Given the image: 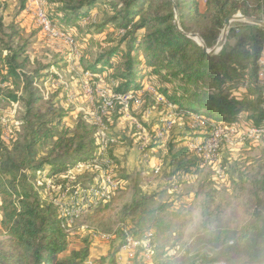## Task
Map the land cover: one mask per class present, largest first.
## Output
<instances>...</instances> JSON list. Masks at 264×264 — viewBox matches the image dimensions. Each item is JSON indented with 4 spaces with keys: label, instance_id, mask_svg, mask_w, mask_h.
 Instances as JSON below:
<instances>
[{
    "label": "trees",
    "instance_id": "obj_1",
    "mask_svg": "<svg viewBox=\"0 0 264 264\" xmlns=\"http://www.w3.org/2000/svg\"><path fill=\"white\" fill-rule=\"evenodd\" d=\"M173 1L180 30L174 26L171 0H53L58 5L56 13L46 16L74 44V32L82 31V24H85V35L91 34L90 28L96 34L104 33L106 27L115 30L114 45L83 71L92 77L110 71L114 94L142 90L144 76H150L153 83L149 85L173 107L172 111L186 120L195 117L199 122L195 127L186 125L175 137L174 142H182V147L171 157L170 164L174 165L171 176L194 174L201 164L212 167V181L216 183L215 167L202 164L201 158L189 147V141L210 136L215 125L228 130L240 126L246 131L264 130V72L258 63L264 50V28L251 24L231 28L219 53L211 56L186 35L196 34L210 50L216 45L226 18L240 12L245 18L264 21V0H204L202 6L200 0ZM26 6L27 0L23 5L25 10ZM100 11L106 19L94 26L92 16ZM0 33L6 38L5 42L0 39V84L19 81L23 95L9 94L8 99L24 105L20 120L22 140L15 142L10 137L8 141L14 142L10 149L0 141V195L3 197L0 264H83L90 256L91 241L84 239L68 249V237L61 228L56 209L41 203L31 181L36 180L37 172L46 168L57 174L91 158L100 142L94 127L82 119V114L69 130L62 124L67 110H58L50 100L43 102L35 86L37 80L24 72L27 58L21 57L29 46L28 40L14 26L5 27L1 20ZM11 46L22 47L14 50ZM141 99L140 105L147 109L156 104L148 93ZM149 100L151 104L147 105ZM112 114L108 115L107 125L121 115ZM155 129L149 135L147 147L161 149L163 139L155 138ZM40 151L44 154L38 159ZM189 153L195 155L194 159L177 162L178 156ZM219 168L225 169L223 165ZM251 185L255 189L247 191L250 204L244 222L231 226L220 213L205 208L203 230L187 245L184 226L172 229L163 215L165 205L155 199V194L133 193L131 200L116 214L117 221L123 225L119 229L135 237L151 232V255L155 264H264V174H257ZM242 191L246 190L242 188ZM110 201L100 204L95 214H87L85 218L103 221L105 218L100 214ZM119 246L111 247L99 258L98 264H115Z\"/></svg>",
    "mask_w": 264,
    "mask_h": 264
},
{
    "label": "rangeland",
    "instance_id": "obj_2",
    "mask_svg": "<svg viewBox=\"0 0 264 264\" xmlns=\"http://www.w3.org/2000/svg\"><path fill=\"white\" fill-rule=\"evenodd\" d=\"M35 1L37 13L46 18L50 30H44L39 22V16L27 10V6L26 10L24 9L25 0H0V20L5 27L14 26L23 38L28 40L29 46L25 47V53L21 57L27 58L24 72L27 77L37 80L35 86L39 89L43 102L50 100L58 110L61 108L67 110L62 124L72 130L74 121L80 114H82V119L90 124L91 113L99 106H103L101 95L105 97V100L111 98V88L114 82L110 78V71L99 77H92L83 69L92 64L105 49L114 45L112 40L117 38V32L106 27L104 33L96 34L92 32L93 28H90L91 34L85 35V24H82V31L74 32V44L73 40L60 33L46 16L51 15L52 17L58 5L56 6L53 0ZM203 2L204 0H200L201 6ZM234 16H242V14L238 12ZM92 19L94 22L92 25L97 26L102 24L106 17L103 11H100L92 16ZM56 23L59 24V22ZM243 24L245 23L242 21L230 23L224 44L228 39L230 29H240ZM0 39L4 42L6 40L2 33H0ZM70 46H75L76 50ZM21 47L11 46L14 50ZM75 51L78 52V56L75 55ZM261 61L264 64V60L261 59ZM262 67L264 69V65ZM144 74L146 75L147 72ZM144 80L145 86L153 83L150 76H144ZM44 84L49 90L47 99H44L42 94ZM154 85L160 87L158 81H154ZM9 94L23 95L19 81L10 80L0 84V115L7 119L8 140L12 137L15 142H18L22 140L21 136L24 134L23 127L20 126L24 105L21 102L17 103L16 112L12 115ZM148 104H151V100L147 102ZM172 110L173 108L170 109L162 104H155L149 109L142 107V104L139 106L131 104L127 112H123L120 106L116 105L109 110L110 113H114L112 115L121 114L116 119L117 121L114 120L111 125L107 126L110 132L109 138L115 140L112 148L108 146L107 151L115 164L114 178L118 180L119 186L112 193L108 208L100 214L105 218L103 221H89L85 216L74 224L72 231L68 234V249L75 243L81 244L84 239L91 241L90 256L83 264H98L99 258L105 256L111 247L122 245L124 236L119 228L123 225L117 221L116 214L131 200L133 193L147 196L155 194V199L165 205L166 212L163 215L172 229L177 230L180 226H184L183 234L186 245L191 243L203 230V210H209L215 214L220 213L223 220L231 226L247 219L250 204L247 191L255 189L251 183L254 182L256 175L264 174V133L250 135L248 131L240 129V125L234 130L221 128L214 157L218 161L213 162L211 166L213 165L216 171L220 169L219 165H223L225 169H220L224 172V177H217L216 183L212 181V167L201 164L195 169L194 174L171 176L174 170V165L170 164L171 157L176 155L182 147V142H174L175 137L185 130L186 125L198 126L195 119L189 117L186 120L185 117ZM168 119L172 120L173 126L168 137L163 140V147L151 149L146 145L144 150L150 154V158L144 163L138 151L144 144V135L149 138L152 130L160 127ZM16 123H18L17 126ZM3 144L4 147L10 149L14 142L6 141ZM43 154V151L38 152L36 158L39 159ZM93 157L94 155L91 158ZM194 157L195 155L191 153L183 154L178 156L177 162H186ZM157 162L161 163V166L159 173L155 175L152 169L158 165ZM44 171L48 172L49 169L46 168ZM91 178L90 173L78 174L75 176L74 184L80 188L87 187L91 183ZM31 182L35 190V181ZM242 188L246 191H242ZM259 194L262 195L263 191ZM38 197L42 204H47L43 192ZM2 199L0 195V201ZM96 211L97 209L91 211L90 215L95 214ZM89 231L93 234L108 235L111 238L106 243L98 244L90 239ZM135 264L143 263L137 261ZM153 264H155L154 261Z\"/></svg>",
    "mask_w": 264,
    "mask_h": 264
},
{
    "label": "built area",
    "instance_id": "obj_3",
    "mask_svg": "<svg viewBox=\"0 0 264 264\" xmlns=\"http://www.w3.org/2000/svg\"><path fill=\"white\" fill-rule=\"evenodd\" d=\"M27 10L40 16V14L37 13L36 1L27 0ZM45 30H50V25L47 21H45ZM70 47L76 50L75 46ZM75 55L78 56L77 51H75ZM261 59L264 60V50L258 60L259 65L262 67L264 64ZM262 70L264 72L263 67ZM45 84L42 94L44 99H47L49 90L45 88ZM144 93L150 94L156 104H162L170 109L173 108L163 97L155 92L151 85H147L142 90L135 93H112L111 98H108V100H105V97L101 95L103 106H99L98 109L90 115V125L94 127L100 142V146L98 151L94 154V157L89 160L79 161L69 169L57 174L50 173L49 171H39L36 173L34 188L39 195L43 192L47 204H50L56 209L61 228L67 234V237L76 222L81 221L83 217L90 214V212L95 210L100 204L111 200L112 193L117 190L119 186L118 180L114 178L115 164L109 157V152L107 151L109 144L113 143V140L108 136L109 129L106 123L109 120V110L112 109L113 106L119 105L123 112H127L131 104L133 106L140 105L142 101L141 96ZM69 100H71V97ZM9 104L13 115L16 112L18 104L13 102ZM191 118L198 122L197 118ZM0 124V140L6 142L8 141V124L7 119L1 117V115ZM17 125L18 123H16V126ZM172 126V120L170 119L163 122L160 127H156L154 130L155 138L165 140ZM221 128L222 126L215 125L210 136L204 139L196 137L189 141V147L201 158L202 164L204 165L218 161L214 159V157L215 151L218 148V138L221 134ZM248 133L250 135L264 133V130H250ZM148 141L149 138L144 135V144L138 149L143 162L149 161L150 158V154L144 150V147L149 144ZM160 166L161 163H158V165L153 168V173L155 175L158 174ZM82 173H90L92 178L90 180L91 183L87 187L80 188L79 186H75L74 179L76 175ZM216 177H224V172L218 169L216 171ZM60 179L62 180L60 181ZM83 229L86 230L87 227H83ZM89 235L90 239L98 244L106 243L111 238L108 235L99 233H90ZM123 236V243L115 255V264H135L137 261H141L143 264H153L150 244L151 232H147L141 237H135L126 230H123Z\"/></svg>",
    "mask_w": 264,
    "mask_h": 264
},
{
    "label": "water",
    "instance_id": "obj_4",
    "mask_svg": "<svg viewBox=\"0 0 264 264\" xmlns=\"http://www.w3.org/2000/svg\"><path fill=\"white\" fill-rule=\"evenodd\" d=\"M171 1H172V4H173L174 13H175L174 26L178 30H180V28H179V17H178V14H177V11H176V8H175V5H174V1L173 0H171ZM233 21H242L245 24H251V25H255V26H259V27L264 28V21L252 20V19H249V18H245L243 16H230V17H228V18H226L224 20V24H223V27H222V30H221V34L219 35L218 41H217L216 45L210 50L206 49V47L204 46L203 42L201 41V39L196 34H187L186 36L189 39H192L193 41H195L198 45H200V47L202 48L203 52L206 53L208 56L216 55V54L219 53V51L223 47V44H224V41H225V38H226V34H227V31H228V28H229V25Z\"/></svg>",
    "mask_w": 264,
    "mask_h": 264
},
{
    "label": "bare ground",
    "instance_id": "obj_5",
    "mask_svg": "<svg viewBox=\"0 0 264 264\" xmlns=\"http://www.w3.org/2000/svg\"><path fill=\"white\" fill-rule=\"evenodd\" d=\"M45 21H47V20H46V18H44V16H39V22L42 24V27L44 28V30H45Z\"/></svg>",
    "mask_w": 264,
    "mask_h": 264
}]
</instances>
